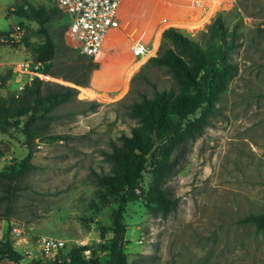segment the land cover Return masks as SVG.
Wrapping results in <instances>:
<instances>
[{
	"label": "rangeland",
	"instance_id": "rangeland-1",
	"mask_svg": "<svg viewBox=\"0 0 264 264\" xmlns=\"http://www.w3.org/2000/svg\"><path fill=\"white\" fill-rule=\"evenodd\" d=\"M28 1L53 6L50 0ZM139 1L149 3L155 11L151 20L141 19L143 27L145 23L152 26L151 31L143 33L141 26L132 24V38L145 44L157 40L159 32L174 28L203 46L207 27L219 15L237 36L231 62L238 72L218 101L204 134L181 162L180 171L164 185L176 201L175 208L154 214L142 200L126 205L127 263L264 264V231L238 222L249 214H264V0H202L205 17L199 21L192 17L189 22L188 0ZM141 2L139 16L143 14ZM14 3L0 0V34L22 23L24 37L38 43L31 34L36 25L7 11H13ZM162 18L180 21L155 29ZM208 18L205 28L197 29ZM48 28L56 52L49 71L53 79L42 84L41 92L45 96L63 87L75 89L76 94L42 121L45 131L35 134L31 146L35 168L21 181L23 188L10 222L0 221V239L10 226L27 240H19L11 232L13 249L25 256L20 264H48L38 252L36 239L40 236L64 241L66 253L74 247L88 248L82 254L85 260L102 242V233L106 240L111 237L110 214L118 208L117 199L105 197L93 173H109L106 154L137 125L129 115L130 106L175 87L164 68L149 62L156 56L160 39L155 54L141 65L121 68L119 62L130 58L123 46L116 56L105 58L103 69L87 77L79 67L88 58L66 37L64 21L54 19ZM20 42L0 46V76L10 73L11 78L10 66L33 60ZM10 78L0 88V97L12 95ZM76 80L84 83L78 85ZM27 151L18 132L0 134V172L12 162L19 163ZM151 183V177L144 175L142 186L146 189ZM95 258L107 264L106 254L98 250Z\"/></svg>",
	"mask_w": 264,
	"mask_h": 264
},
{
	"label": "trees",
	"instance_id": "trees-1",
	"mask_svg": "<svg viewBox=\"0 0 264 264\" xmlns=\"http://www.w3.org/2000/svg\"><path fill=\"white\" fill-rule=\"evenodd\" d=\"M12 9V12L7 11L36 25L31 34L40 41L31 43L23 37L20 43L29 49L33 61L42 64L44 72L49 73L56 45L48 26L60 18L67 29L68 18L55 6L36 5L28 0H15ZM204 40L202 46L180 30L168 28L162 32L156 56L149 62L164 68L175 87L155 92L152 98L143 97L130 106L129 115L137 125L131 129L129 137H123L120 145L113 144L111 152L106 154L111 164L109 173H93L105 197L117 199L118 208L110 214L111 237L106 240L102 233V242L91 251L92 257L88 260L82 257L88 248H72L67 253L69 264H100L95 258L96 250L106 254L107 264H128L124 247L126 205L142 200L154 214H166L175 208L176 201L164 185L180 171L181 162L193 143L204 134L210 118L216 113L218 101L238 72L237 65L231 62L238 39L219 15L207 27ZM95 69L97 64L90 58L83 60L79 67L87 77ZM9 78L10 73L0 76V88L7 86ZM75 83L84 82L76 80ZM41 86L36 80L18 98L13 95L0 97V134L18 132L28 150L19 163L12 162L0 172V221L10 222L16 198L23 188L21 181L35 168L31 163V146L35 134L45 131L42 121L76 94L73 88L60 87L44 96ZM144 175H149L152 181L146 189L142 186ZM238 222L253 225L257 232L264 231V214H249ZM11 232L12 227L8 226L0 239V261L20 264L25 262V256L13 249Z\"/></svg>",
	"mask_w": 264,
	"mask_h": 264
},
{
	"label": "built area",
	"instance_id": "built-area-1",
	"mask_svg": "<svg viewBox=\"0 0 264 264\" xmlns=\"http://www.w3.org/2000/svg\"><path fill=\"white\" fill-rule=\"evenodd\" d=\"M137 1L139 2V0H50L52 5L68 18L65 35L72 42L74 49L97 64V69L94 71L103 69L105 58L116 56L123 46L130 53L128 60L119 62L123 70L127 65L137 67L155 54L158 40L145 44L131 36L135 27L133 28V25L129 23V10ZM201 1L188 0L187 8L185 7L190 10L191 17L188 18V22L192 17L198 18L197 21L205 17L206 10ZM209 18L197 29L205 28ZM170 21L179 22L180 20L162 18L156 26L166 25ZM24 33V28L17 26L11 32L1 34L0 46L16 45L24 37ZM10 68L13 76L10 78L9 86L13 89L12 95L15 98H18L26 88H30L34 81L38 80L44 84L53 79L49 73L44 72L42 64L33 60L23 61ZM12 235L19 240L27 241L20 236L21 231L18 228L12 230ZM36 245L40 257L46 263L69 264L68 252H64V241L40 236L36 239Z\"/></svg>",
	"mask_w": 264,
	"mask_h": 264
},
{
	"label": "crops",
	"instance_id": "crops-1",
	"mask_svg": "<svg viewBox=\"0 0 264 264\" xmlns=\"http://www.w3.org/2000/svg\"><path fill=\"white\" fill-rule=\"evenodd\" d=\"M141 1H137L135 2L133 5H131L132 7L130 8L129 12H130V17H129V23L133 24L134 26H141L140 28L142 29L143 33L149 32L152 30V26L148 28V25L145 23L144 27L143 24L144 22L141 20L142 18H148V19H152L155 17V11L154 8L152 6H150L149 8V3L146 2H141L142 7H141V13H143L142 15L139 16L138 14V3H140ZM145 16V17H144ZM159 26H155V29L158 28ZM161 32L158 35V41L160 39L161 36ZM39 252V251H38ZM29 258H31V256H29Z\"/></svg>",
	"mask_w": 264,
	"mask_h": 264
}]
</instances>
